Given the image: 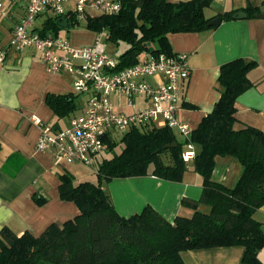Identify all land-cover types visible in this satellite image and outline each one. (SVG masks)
<instances>
[{
  "label": "trees",
  "instance_id": "16d2710c",
  "mask_svg": "<svg viewBox=\"0 0 264 264\" xmlns=\"http://www.w3.org/2000/svg\"><path fill=\"white\" fill-rule=\"evenodd\" d=\"M120 1L117 14L88 17L84 24L89 30L105 32L106 42L128 45L118 56V68L136 64L144 50L170 53V33L212 28V19H234L237 11L207 16L211 0ZM241 10L246 17L260 13L255 6ZM61 20V16L51 20L55 34L62 29ZM69 25L76 22L68 18ZM47 32L44 29L41 34ZM255 65L253 60L238 57L219 66L215 88L220 96L183 141L168 126L130 128L119 139L106 138L105 154L95 162V181L74 182L72 174L60 173L59 196L75 203L79 212L60 224L50 223L37 236L27 230L16 234L4 226L0 229V264H186L182 251L235 245L244 249L240 264H264L259 256L264 249V220L254 216L264 205V132L239 126L234 116L236 98L251 87L248 72ZM72 98L71 94L46 96L59 115L74 108ZM187 141L195 146L193 170L202 177L200 197L181 200L192 209L191 215L178 214L169 221L148 204L138 213L120 215L102 183L149 174L180 181L186 170L182 145ZM163 153L169 154L170 164L161 160ZM216 155L237 159L241 172L235 185L211 179Z\"/></svg>",
  "mask_w": 264,
  "mask_h": 264
},
{
  "label": "crops",
  "instance_id": "0c3cea01",
  "mask_svg": "<svg viewBox=\"0 0 264 264\" xmlns=\"http://www.w3.org/2000/svg\"><path fill=\"white\" fill-rule=\"evenodd\" d=\"M6 6L10 16L0 18L2 39L10 36L25 10L21 1L15 4L6 1ZM247 6L259 7L260 12H264L262 0H211L206 15L241 10ZM64 7L66 13L62 18L66 19V26H61L57 34L49 26L55 16L50 9L36 17L32 30L41 34L46 29L49 34L68 38L74 46L90 45L100 37L106 50L105 32L87 29L84 26L87 19L68 26V18L74 22L73 2H66ZM167 40L172 52L187 54L190 75L182 86L178 115L190 131L212 110L220 96L215 88L219 66L242 57L255 61L256 65L248 72L251 87L236 98L234 116L239 126L248 125L264 132V19L254 16L222 20L219 25L200 31L170 33ZM115 45L117 48L123 46L118 54L113 53L116 57L128 47L124 42ZM148 53V50L140 52L138 62L145 60ZM39 56V52L31 48L21 53L10 50L4 62H0V229L7 226L16 234L27 230L35 236L50 223L60 224L79 212L75 203L60 198L59 174H72L74 182L95 181L93 173H96L97 166L58 161L51 151L36 149L39 126L32 121V116L50 124L54 130L64 129L72 116L84 111L87 100L85 94L74 93L72 74L48 72ZM147 80L156 82L155 77ZM48 94H71L74 108L66 114H57L47 102ZM111 98L116 110H133L126 105L124 97L119 101L116 95ZM134 101V108L150 104L144 96H136ZM173 131L178 140L185 139L177 129ZM112 136L110 139L115 140L116 137ZM160 157L164 163H171L168 153ZM240 172L241 166L234 156L214 157L213 181L233 186ZM102 188L122 216L138 213L148 204L172 221L178 214L191 215L192 209L182 205L181 200L200 197L202 177L193 170V160H190L186 162L180 181L149 174L114 178L102 183ZM254 216L264 220V205L255 211ZM243 251L239 245L221 246L186 250L181 256L186 264H240ZM259 256L264 260V249Z\"/></svg>",
  "mask_w": 264,
  "mask_h": 264
},
{
  "label": "built area",
  "instance_id": "2783aa9c",
  "mask_svg": "<svg viewBox=\"0 0 264 264\" xmlns=\"http://www.w3.org/2000/svg\"><path fill=\"white\" fill-rule=\"evenodd\" d=\"M6 1L24 2L25 10L10 36L0 37V62H4L10 50L21 53L31 48L39 52L48 72L72 74L74 93L87 96L84 111L72 116L64 129L54 130L40 118L31 117L39 126L37 150L51 151L58 161L93 166L107 149L106 138H112L114 131L168 126L188 138L190 130L178 115L182 86L190 75L186 53L149 52L145 60L118 68V57L107 54L100 37L90 45L74 46L66 37L32 30L36 17L48 9L62 17L68 1L73 2L72 13L78 23L95 15L117 14L120 0H0V18L10 16ZM148 77H155L156 82L150 83ZM112 95L118 101L124 97L133 110H116ZM136 96L148 99L149 106L134 108ZM195 153L194 144L185 142L182 160H193Z\"/></svg>",
  "mask_w": 264,
  "mask_h": 264
},
{
  "label": "water",
  "instance_id": "95a60500",
  "mask_svg": "<svg viewBox=\"0 0 264 264\" xmlns=\"http://www.w3.org/2000/svg\"><path fill=\"white\" fill-rule=\"evenodd\" d=\"M246 12L244 10H237L234 14H233V17L235 18H244L246 17ZM257 17L259 18H262L264 19V12H260L257 14ZM221 18L220 17H216L214 19H212L210 22H209V25L211 26H217L221 23ZM61 26L62 27H65L66 26V19L65 18H62L61 20ZM172 145H176L175 142L172 143Z\"/></svg>",
  "mask_w": 264,
  "mask_h": 264
},
{
  "label": "rangeland",
  "instance_id": "374dc122",
  "mask_svg": "<svg viewBox=\"0 0 264 264\" xmlns=\"http://www.w3.org/2000/svg\"><path fill=\"white\" fill-rule=\"evenodd\" d=\"M123 48V46L121 48H117L115 44H113V42L108 41L106 44V52L107 54H109L110 56H114L113 53L118 54L119 51ZM114 137H116V139H119V137L122 135V133L119 131H114L113 133ZM118 150V149H117ZM105 154V153H103ZM106 156H110V154H106ZM95 174L96 177V173H93V175ZM90 179H94V178H90Z\"/></svg>",
  "mask_w": 264,
  "mask_h": 264
}]
</instances>
